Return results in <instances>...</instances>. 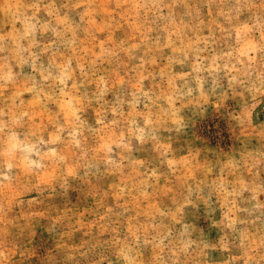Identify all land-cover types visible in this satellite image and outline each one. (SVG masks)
I'll use <instances>...</instances> for the list:
<instances>
[{
  "label": "rangeland",
  "instance_id": "1",
  "mask_svg": "<svg viewBox=\"0 0 264 264\" xmlns=\"http://www.w3.org/2000/svg\"><path fill=\"white\" fill-rule=\"evenodd\" d=\"M0 264H264V0H0Z\"/></svg>",
  "mask_w": 264,
  "mask_h": 264
},
{
  "label": "clouds",
  "instance_id": "2",
  "mask_svg": "<svg viewBox=\"0 0 264 264\" xmlns=\"http://www.w3.org/2000/svg\"><path fill=\"white\" fill-rule=\"evenodd\" d=\"M3 178H4V179H10V177H8V176H4Z\"/></svg>",
  "mask_w": 264,
  "mask_h": 264
}]
</instances>
